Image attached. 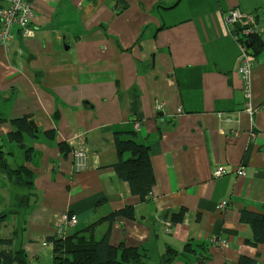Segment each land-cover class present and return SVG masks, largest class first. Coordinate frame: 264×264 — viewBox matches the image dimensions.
<instances>
[{
  "label": "crops",
  "instance_id": "1",
  "mask_svg": "<svg viewBox=\"0 0 264 264\" xmlns=\"http://www.w3.org/2000/svg\"><path fill=\"white\" fill-rule=\"evenodd\" d=\"M27 1L32 34L13 28L9 47L0 46V139L37 193L19 215L16 245L27 264H52L58 224L66 237L94 224L100 237L103 219L129 206L134 219L116 217L109 241L144 248L145 264H162L168 249L180 254L187 243L204 246L164 264H264V245L247 242L252 232L240 220L242 210H264V47L253 58L249 114L224 20L234 9L252 15L264 45V0ZM23 117L36 134L24 137L29 159L7 139L10 121ZM116 133L150 149L155 183L144 201L117 178ZM80 146L78 171L72 151ZM217 167L224 174L214 178ZM6 192L14 187L0 175V213ZM181 208L182 221L171 224Z\"/></svg>",
  "mask_w": 264,
  "mask_h": 264
},
{
  "label": "trees",
  "instance_id": "2",
  "mask_svg": "<svg viewBox=\"0 0 264 264\" xmlns=\"http://www.w3.org/2000/svg\"><path fill=\"white\" fill-rule=\"evenodd\" d=\"M241 31L237 27L235 29L236 35L240 34ZM259 35V33L254 32L245 39L247 40L245 42L250 44V47L246 46V53L252 60L261 53L264 47ZM241 41L243 42V37ZM240 57L239 53V62ZM10 125L12 130L7 135L8 141L23 149L25 158L29 159L32 148L26 147L24 137L35 138V129L26 117L13 119L10 121ZM113 146L119 158V161L113 166L117 178L127 182L132 194L138 196L141 201L148 199L155 183L149 147L138 143L135 138L121 139L119 133L115 134ZM59 147L63 154L71 151V148L66 144H61ZM11 158L13 155L4 151L0 139V175L6 176L12 186L17 188L18 193L14 197L15 208L12 213L18 215L17 218H19L20 214L36 203L37 193L33 190V174L20 164H15L12 168L9 164ZM14 159L16 160V156ZM184 213L185 209L181 208L176 213L171 214V224L180 223ZM7 215L6 212L0 213V229L5 227ZM116 217L132 220L134 219V209L130 206L125 207L104 218L103 220L109 224L100 237L95 233L94 224L87 227L86 230L68 237L65 236V233L56 234V239L50 240L53 246L52 264H145L148 258L144 248L128 246L124 242L117 246L110 244V225ZM21 220L22 218H19L18 228L13 229L9 236H0V264H27L26 253L22 249V245L20 243L16 245L17 239H20L17 231L23 224ZM240 220L248 224L252 232V239L247 242L255 247L264 245V210L261 214L242 210L240 211ZM203 246V244H199L195 248L199 249ZM195 248L191 243H187L183 245L180 254L193 253ZM180 254L173 249H168L160 262L162 264L169 263ZM204 261L201 260L198 264H204ZM237 264H256V261L252 258L240 257Z\"/></svg>",
  "mask_w": 264,
  "mask_h": 264
},
{
  "label": "built area",
  "instance_id": "3",
  "mask_svg": "<svg viewBox=\"0 0 264 264\" xmlns=\"http://www.w3.org/2000/svg\"><path fill=\"white\" fill-rule=\"evenodd\" d=\"M0 46L5 50L9 47V43L13 37V28H18L19 32L24 37H29L32 34V30L29 27L30 21L33 16V11L31 5L27 0H0ZM228 25L233 27L232 35L236 39L239 53L241 55L239 66L237 68V73L240 76L244 85H246V99L248 103L246 105V110L251 114L254 110L250 104V90L249 82L251 78V72L253 68V60L246 53V42L245 40L248 35L252 33H258L255 30V20L252 15L242 14L239 10L235 9L226 15L224 18ZM242 30L240 34L236 35L235 28ZM248 29V30H246ZM243 37V42L241 41ZM219 116V114H217ZM72 157L74 160L76 170H82L85 165L86 149L82 146L73 149ZM224 174V169L222 167H217L213 172V177H220ZM236 174L238 176H245V172L242 167H240ZM224 205V204H222ZM65 225L74 226L77 224L76 217H63ZM167 226H170L167 224ZM63 226L57 225V235L63 233Z\"/></svg>",
  "mask_w": 264,
  "mask_h": 264
},
{
  "label": "rangeland",
  "instance_id": "4",
  "mask_svg": "<svg viewBox=\"0 0 264 264\" xmlns=\"http://www.w3.org/2000/svg\"><path fill=\"white\" fill-rule=\"evenodd\" d=\"M235 10V9H234ZM181 15H179V16H177V17H175V19H181ZM225 20V19H224ZM246 30H248V29H246ZM13 146H15V144H13ZM14 148V147H13ZM4 151H8V148H7V145H6V142H5V146H4ZM18 152H20V151H18ZM14 161V157L13 158H11V160H10V163H12ZM16 193H18L17 192V188L16 187H14V192H6L5 193V196H6V194H7V197L6 198H2L1 197V200H4V202H3V212H6L8 215H7V219H6V224H5V227H1V233H2V235H4L7 231H8V229H9V226L10 227H12V225L14 224V227H15V223L16 222H19L18 220H17V217H14L13 215V211H14V208H15V206H14V197H15V194ZM13 218H14V220H13ZM3 225V224H2ZM6 235V234H5ZM156 260V259H155ZM157 261V260H156Z\"/></svg>",
  "mask_w": 264,
  "mask_h": 264
},
{
  "label": "water",
  "instance_id": "5",
  "mask_svg": "<svg viewBox=\"0 0 264 264\" xmlns=\"http://www.w3.org/2000/svg\"><path fill=\"white\" fill-rule=\"evenodd\" d=\"M245 44H247L248 47H250V44L248 42H246ZM30 125H32V123L30 122Z\"/></svg>",
  "mask_w": 264,
  "mask_h": 264
}]
</instances>
